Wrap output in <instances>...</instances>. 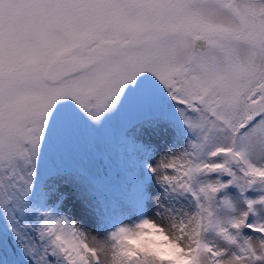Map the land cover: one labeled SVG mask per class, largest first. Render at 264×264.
<instances>
[{
    "label": "snow or ice",
    "instance_id": "1",
    "mask_svg": "<svg viewBox=\"0 0 264 264\" xmlns=\"http://www.w3.org/2000/svg\"><path fill=\"white\" fill-rule=\"evenodd\" d=\"M0 264H264V0H0Z\"/></svg>",
    "mask_w": 264,
    "mask_h": 264
}]
</instances>
